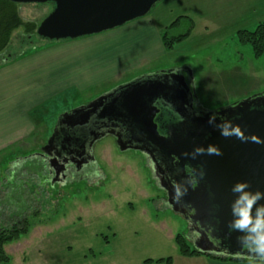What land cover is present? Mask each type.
I'll return each instance as SVG.
<instances>
[{
    "label": "rangeland",
    "instance_id": "rangeland-1",
    "mask_svg": "<svg viewBox=\"0 0 264 264\" xmlns=\"http://www.w3.org/2000/svg\"><path fill=\"white\" fill-rule=\"evenodd\" d=\"M262 5L161 0L144 17L81 38L13 33L0 55V123L15 130L14 143L0 151V227L22 218L30 226L5 246L11 264H145L180 256L177 234L193 244L190 224L168 204L142 151L122 150L114 136H103L92 146L95 162L88 170L95 175L71 173L64 183L50 182L39 154L61 115L140 77L182 70L196 107L208 112L264 92V57L256 58L236 36L253 29L254 19L264 20ZM52 7L22 3L19 11L39 24ZM180 16L191 18L194 28L166 49L162 31ZM188 28L184 19L169 33ZM37 72L46 76V89L34 98Z\"/></svg>",
    "mask_w": 264,
    "mask_h": 264
},
{
    "label": "water",
    "instance_id": "water-1",
    "mask_svg": "<svg viewBox=\"0 0 264 264\" xmlns=\"http://www.w3.org/2000/svg\"><path fill=\"white\" fill-rule=\"evenodd\" d=\"M9 1L18 4L51 3L52 10L38 24L36 35L59 41L122 26L148 15L161 0ZM192 97L185 76L171 70L140 77L104 93L89 105L60 116L48 145L55 138L61 140V156L54 159V163L51 161V166L54 164L57 174H60L69 158L76 163L74 158L78 157L80 162L76 164H84L94 157L88 148L103 137L99 136V130L104 125L125 127L134 136L129 143L117 136L122 150L130 148L149 153L152 149V154L159 156L163 163L174 157L181 167L191 165L197 168L198 184L195 187L185 185L187 193L181 201L194 210L193 215L186 217L190 224L207 228L205 224L208 223L213 231L201 233V237L194 241L195 248L203 253L250 258L251 254L237 241L242 233L231 231L229 223L233 220L231 205L235 199L232 188L237 182H247L250 185L248 190L253 193H264V93L229 105L215 116L210 112L198 114L194 111ZM158 99L171 105H181L177 111L182 121L171 126L167 136L159 133L155 122L159 112L155 101ZM213 116L214 122L209 123ZM92 120L99 121L101 128L94 130L89 127ZM220 125H227L228 135L222 134ZM210 147L218 149L221 154H208ZM197 148L204 149V152L192 158L191 154ZM81 157L86 160L81 161ZM173 179H170L172 186L173 182L179 181L174 176ZM161 186L171 198L167 186L163 183ZM259 204H264V200ZM195 230L190 228L191 232ZM211 238L219 239L220 245L215 246Z\"/></svg>",
    "mask_w": 264,
    "mask_h": 264
},
{
    "label": "flooded vegetation",
    "instance_id": "flooded-vegetation-1",
    "mask_svg": "<svg viewBox=\"0 0 264 264\" xmlns=\"http://www.w3.org/2000/svg\"><path fill=\"white\" fill-rule=\"evenodd\" d=\"M171 71H175V72H179L182 73V70L180 69H173ZM186 81L188 82L187 78ZM189 84V83H188ZM193 94V92H192ZM192 102H193V110L196 111L198 114H204L207 113L208 111H205L201 108L196 107L195 105V99H194V94L192 97ZM155 105L157 106L159 112L157 113L156 117H155V122L158 125V131L161 135L163 136H167V132L169 130V128L171 126H175L178 123H180L182 121V118L179 114V112L177 111L178 108H181L180 104H173L171 105L168 102H165L162 99H158L155 101ZM227 106L225 107H219L213 111H211L210 113H212L214 116L222 111L223 109H225ZM187 119L190 117H186ZM222 118L224 119L223 115ZM104 122V121H102ZM105 124V123H103ZM115 124H107L104 125L105 127H100L102 126L100 124L99 121L92 120V122L90 123L89 127L95 129L101 128L99 130L100 135L99 136H108V135H112L115 137V139L117 140V136L121 137L122 139L125 138V142L129 143L132 141V137L134 136L132 133H130L129 131H127L125 129V127H122L120 125H118L117 127H114ZM102 138V137H101ZM100 139V138H99ZM99 139H97L96 141H98ZM95 141V142H96ZM49 142V141H48ZM94 142V143H95ZM133 146H135V144H132ZM61 147H62V143L61 140L55 138L51 144L48 145V143H46L43 147V150L40 152L39 154V158H41V160H43V163L46 165V168L44 170V172H47V176L50 180V182L55 183V182H61L64 183L67 179V177L71 174V173H75L77 172L78 174H81V178L82 177H93L95 175V171L92 170V172H90L88 169L91 168V165L95 162V158L91 157V159H89L88 161L86 160V158L81 157V161H85L86 162L80 166H78L76 163L80 162V159L78 157H73L75 162L69 158L68 163L65 165L64 171L60 174H57V170L55 169V166L53 164V166H51V161L53 162L54 159L56 158H60L61 156ZM150 150V154L152 155V157L150 156V154L148 152L142 151L143 153H145L152 166H153V170L155 173V178L158 182V184L161 186V184H165L167 186V188L169 189L171 195V198H169L167 191L162 187V189H164L166 191V199L168 204L170 205V207L175 210L179 209V213L184 215L185 217H190L191 215L194 214V210L192 209V207L190 205H188L187 203L180 201L179 203L174 199L175 196V192H174V188L172 186V184H170V179L173 181V176L179 179V183L185 184V185H189V186H193L192 184H186L184 182V178H186L187 180L192 179L195 180L196 183L193 187H195L198 184V176L196 174V170L197 168L192 167L191 165H186L184 167H181L179 164V161L177 158L171 157L169 158L166 162H162L161 158L157 155L152 154V149ZM88 151L91 153V155L93 156V152H92V148L89 147ZM54 163V162H53ZM82 163V162H81ZM183 177V179H182ZM207 228L205 227H201L198 224H190L192 229H196L195 231H193V235H191L193 240L195 238L194 241H196V239L198 237H201V233L203 232H208V230L213 231V229L211 228L210 224L206 223L205 224ZM211 240L213 241L215 246H219L221 241L217 238H211ZM194 241L193 244H194ZM221 249V248H220ZM219 255H226V254H219ZM230 256V255H227Z\"/></svg>",
    "mask_w": 264,
    "mask_h": 264
},
{
    "label": "trees",
    "instance_id": "trees-1",
    "mask_svg": "<svg viewBox=\"0 0 264 264\" xmlns=\"http://www.w3.org/2000/svg\"><path fill=\"white\" fill-rule=\"evenodd\" d=\"M188 20V30L178 36L170 35L169 31L177 27L182 21ZM194 22L191 18L180 16L170 25H168L161 34V41L166 49H171L177 42L183 41L191 34L194 28ZM38 24L35 21H26L19 11V4L9 0H0V55L7 50L12 35L18 29H23L28 39L34 34ZM240 43H249L252 46L253 54L256 58L264 57V20L259 21L253 29H241L236 32ZM27 38H25L27 40ZM24 39V40H25ZM29 222L26 218H22L15 222L11 227H0V263L11 264L5 246L15 240H18L21 235L29 231ZM176 243L179 247V253L184 256H207L211 264H221L223 261L233 260L234 258L223 255H215L200 252L195 246L189 242L184 235H176ZM145 264H173L172 257L160 258L157 260L147 259Z\"/></svg>",
    "mask_w": 264,
    "mask_h": 264
},
{
    "label": "clouds",
    "instance_id": "clouds-1",
    "mask_svg": "<svg viewBox=\"0 0 264 264\" xmlns=\"http://www.w3.org/2000/svg\"><path fill=\"white\" fill-rule=\"evenodd\" d=\"M215 117H210L209 123L214 122ZM222 134L228 135L227 125H220ZM204 149L197 148L191 154L195 158L197 154H203ZM208 154L220 155L218 149L210 147ZM185 155H188L185 153ZM203 175V173H201ZM186 184L195 185L196 181L189 179ZM175 196L174 199L179 203L181 198L187 193L185 184L173 182ZM250 185L247 182H237L232 192L235 199L232 202L233 220L229 223V229L242 233L237 237L238 243L251 254L250 259L258 261V264H264V204H259L264 200V193L260 191L251 192L248 189Z\"/></svg>",
    "mask_w": 264,
    "mask_h": 264
},
{
    "label": "crops",
    "instance_id": "crops-1",
    "mask_svg": "<svg viewBox=\"0 0 264 264\" xmlns=\"http://www.w3.org/2000/svg\"><path fill=\"white\" fill-rule=\"evenodd\" d=\"M222 2V0H221ZM214 2L210 1L208 4H212ZM264 5H262V7L260 6V8L258 9H263ZM255 9V10H258ZM254 19L252 22H254L253 24H255L256 22L258 23L259 21H263L261 19ZM246 29V28H243ZM248 29V28H247ZM39 73L38 75V82H36V86L33 87V93L30 94L32 95L31 97L34 96L35 97H40L42 91L45 92V83H46V76H44V78H41V72H37ZM54 74L56 75V73L54 72ZM35 76L37 74H34ZM41 85H43L41 87ZM42 90V91H41ZM27 102H28V96L26 97ZM30 103V102H28ZM28 110L31 109V106L27 107ZM1 120V117H0ZM28 121V120H27ZM4 125H8V124H4V122L0 123V151L8 146H10L11 144L14 143V134H15V130L12 126V129L10 126H7V129L5 130ZM173 264H211L210 259L205 256V255H199V256H184L181 255L177 256L176 258H173ZM221 264H258V261H255L253 259H233V260H227V261H223L221 262Z\"/></svg>",
    "mask_w": 264,
    "mask_h": 264
}]
</instances>
